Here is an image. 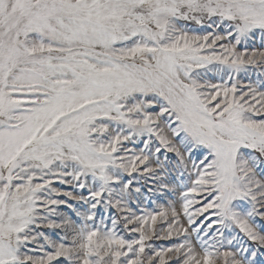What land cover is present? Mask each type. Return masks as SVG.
<instances>
[{"label":"snow or ice","instance_id":"1","mask_svg":"<svg viewBox=\"0 0 264 264\" xmlns=\"http://www.w3.org/2000/svg\"><path fill=\"white\" fill-rule=\"evenodd\" d=\"M0 264H264V0H0Z\"/></svg>","mask_w":264,"mask_h":264},{"label":"rangeland","instance_id":"2","mask_svg":"<svg viewBox=\"0 0 264 264\" xmlns=\"http://www.w3.org/2000/svg\"><path fill=\"white\" fill-rule=\"evenodd\" d=\"M245 82H247V81H245ZM158 243H167V242H158Z\"/></svg>","mask_w":264,"mask_h":264}]
</instances>
